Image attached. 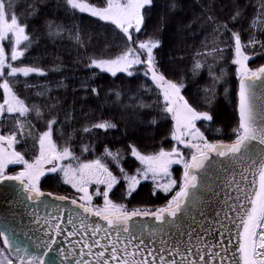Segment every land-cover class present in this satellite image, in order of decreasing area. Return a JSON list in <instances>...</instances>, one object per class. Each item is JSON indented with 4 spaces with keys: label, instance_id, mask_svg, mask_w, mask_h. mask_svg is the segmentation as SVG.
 <instances>
[{
    "label": "snow or ice",
    "instance_id": "snow-or-ice-1",
    "mask_svg": "<svg viewBox=\"0 0 264 264\" xmlns=\"http://www.w3.org/2000/svg\"><path fill=\"white\" fill-rule=\"evenodd\" d=\"M79 14L95 18L97 28L88 31L82 17L77 24ZM169 29L172 52L196 49L199 42L191 76L202 79L206 68L210 77L208 86L187 96V74H168L184 59L165 51L163 37ZM65 38L85 54L91 49L81 62L93 76L71 88L73 97L85 93L71 104L66 96L52 95L67 92L71 77L57 81L55 88L28 84L33 74L47 77L49 70L24 63L42 41L55 46ZM257 49L264 54V0H56L54 5L34 0L23 11L14 0H0V184L16 193L10 204H23L21 195L43 203L41 198L53 193L42 191L41 178L51 174L50 179L80 194L71 200L73 205L99 218L92 223L79 212H69L65 221L59 205L53 207L55 215L39 217L33 212L32 231L39 233L32 241L34 250L6 227L0 230V264H55L46 257L60 236L69 245L58 249L60 264H264V64L249 66ZM44 55L46 49L35 59ZM229 59L239 77L230 132L220 119L216 99L217 85L225 83L220 65ZM62 65L60 61L51 71L63 73ZM97 70L132 79L105 92L91 86ZM141 73L143 82L135 83ZM33 88L39 91L32 93ZM24 91L29 95L22 98ZM102 92L120 103L128 101L125 110L130 116L122 136L129 142L115 151L106 145L102 156L81 161L77 150H95L83 136L119 131L112 120L73 127L88 119L77 115L76 104L99 99ZM224 93L227 96L229 89ZM36 99L40 102H29ZM147 128L153 129L146 136L152 143L145 149L152 151H142L133 142L137 130ZM37 146L38 154L26 158ZM124 152L139 162L134 171L121 163ZM17 165L20 170L11 171L10 166ZM174 165L182 166L179 177L173 175ZM149 181V196L163 192L171 198L155 208H129ZM94 198L102 203H94ZM210 205L217 208L211 219L205 211ZM141 217L151 218L155 226L145 225L136 235L130 225Z\"/></svg>",
    "mask_w": 264,
    "mask_h": 264
},
{
    "label": "trees",
    "instance_id": "trees-1",
    "mask_svg": "<svg viewBox=\"0 0 264 264\" xmlns=\"http://www.w3.org/2000/svg\"><path fill=\"white\" fill-rule=\"evenodd\" d=\"M15 3L20 5V10L23 11L24 7L26 4H31L34 2V0H14ZM43 2V0H42ZM49 4L54 5L56 0H47ZM94 2H97V0H94ZM163 0H161V3ZM194 0H187L188 4H192ZM47 11V10H46ZM63 17V14H61ZM81 17L83 18L84 24H87L88 31H93L94 29L97 28V25L93 23L92 21L95 18H91L88 16V14H79L77 20L75 21L77 24L80 23ZM36 23H39V21H36ZM103 23V22H101ZM102 30V29H101ZM172 33L173 30L170 29V34L168 36V33L166 32L164 34V41H165V51L169 52L171 55L179 57L183 56V62H176L173 64L172 69L173 71H170L168 74L171 75L172 77L176 78L173 75V72H177L180 75H185L187 74V79L185 80V83H190V87L188 89V92H185V95L187 96L189 92H196L197 89H203L204 87L208 86L210 84V77L208 74L207 69L205 68L201 75L202 79L195 78L191 76V68H192V63H193V57H194V51L199 50L198 48V43L197 42V48L196 49H191V48H186L184 52H172ZM144 38V37H141ZM117 44L120 43V41L116 42ZM192 41H188V45H192ZM47 50V55H44L42 60H36L35 58L40 55L41 52L44 50ZM87 54H91V49H89V52ZM82 50L78 51L74 42L65 38L63 41L58 42L55 46H53L50 42L48 41H42L41 48L36 49L31 52V55L28 59L24 60L25 64H34L35 66H41L44 67L45 69L49 70V75L47 77H39L33 74V78L28 79L27 83L32 84V85H45L49 87L55 88V84L57 81L63 80L64 77H71V80L66 81L71 85V87L68 89L67 92H64L61 90L60 92L53 91L52 95H60V96H66L68 99L69 104H71L72 100L79 99L80 97L84 96L85 93L83 92H78L76 93V96L73 97L71 88H78L79 84L77 81L86 79L88 77H92L93 73L86 69L84 67L83 61H86V56ZM114 54V53H109ZM251 55V52L249 53ZM264 61V54L261 53V51H256V55L253 57L252 62H254L256 65ZM60 61H63V68L65 71L63 73H58L55 71H51V69H54ZM211 63L210 59L208 61ZM260 64H264V62H261ZM258 64V66L260 65ZM220 67L225 68V77L224 81L225 83L223 86L217 85L216 91H217V103L221 102V100L229 101L230 104V111L233 113V103L230 102L229 96L232 94V84H233V76L235 72V65H232L230 62V59L227 64H221ZM218 71V69H216ZM97 75L94 77V83L91 85L92 87H103L104 91L106 92L109 88L114 87V86H119L122 83H127L128 80H131L132 78H127L126 74L123 73H118V76L124 78L123 80L121 79H116L115 77H112L109 73H103L99 72L97 70ZM141 79L139 81H136L135 83H142L144 78L142 76V73L140 74ZM24 78L21 77V80ZM224 88L229 89V93L227 96H225L224 93ZM237 88V84H236ZM236 90V89H235ZM32 93L39 91L38 88H33ZM22 98L26 95H29L27 91H24L21 93ZM202 95V93H201ZM147 99V97H146ZM151 99H155V96L153 95ZM236 101H237V94H236ZM30 103H39L40 101L38 99L36 100H30ZM128 103L127 100H125L123 103H120L116 100L114 96H106L104 92L101 93V96L99 99L96 98H90L86 104L84 103H77L76 108H77V115L78 116H84L86 115L88 117L87 120H81L80 123H76L73 125L75 128H80L81 123H88V122H99L101 120H112L113 122L118 124L119 131L117 130H112L108 132L107 134L104 133L103 130H99V132H93L92 136H83L82 140L85 143L92 142L95 145V150L91 153H83L81 154L79 150H77V155L80 157L81 161H86V160H91L95 159L97 157L102 156L104 152V147L107 145L108 147L112 148L113 151H115L117 148L124 149L126 144L129 142L127 140H124L122 133L125 130V123L130 116V113L125 110V105ZM83 108V113H81L79 110ZM218 112H219V107H218ZM220 116V113H219ZM221 118V116H220ZM34 124H36L37 128H41V125L36 123V121H33ZM167 127V125H165ZM70 130V129H69ZM228 130V129H227ZM138 131V139L133 141L137 143V146L141 148L142 151L147 150V151H152V148H147L145 149V145H149L152 143L150 139H146L145 135H141L142 132L149 133L153 131L151 128L143 129V130H137ZM231 131V130H230ZM224 139H227V137H221ZM78 139H81L78 137ZM157 139H159V136H157ZM110 141H120L119 143H109ZM59 143H63V141H58ZM32 141L29 140V144L31 145ZM167 146V145H165ZM18 150H21L20 146H18ZM38 154V146L36 150H31L27 152L26 158L32 159L34 156ZM123 155V160L121 163L123 164L124 167L133 168L136 165L135 158L130 156V153L124 152L122 153ZM104 162L109 164V167L112 168L114 172L118 174V169L114 166V164L111 162L109 158H105ZM75 164V162L73 161ZM15 168V166H10V169ZM15 172V171H14ZM51 188L44 189L45 191H49L53 194L57 195H64V196H71L70 192H68L67 189H64L63 185L58 183L57 181H50L49 178L47 179H42L41 180V188H45V186L49 185ZM151 189V184L145 183V186L140 192V195L137 196L135 199L132 200V203L129 204V208L133 206H139V204L142 202L143 204H148L145 205L144 207H154L158 205V201L163 198L165 200V194L164 196L162 195V192H158L154 196H149L148 193ZM140 199V202L138 201ZM126 202V201H125Z\"/></svg>",
    "mask_w": 264,
    "mask_h": 264
},
{
    "label": "water",
    "instance_id": "water-1",
    "mask_svg": "<svg viewBox=\"0 0 264 264\" xmlns=\"http://www.w3.org/2000/svg\"><path fill=\"white\" fill-rule=\"evenodd\" d=\"M239 90V83H238ZM238 115V113H237ZM8 184L14 182H7ZM48 193V192H45ZM55 196H60L53 194V196L42 197L41 202L28 201L24 199V196L21 195L19 197L20 200H23V204H10L9 201L16 199V193L7 186V184H0V230H4V228H10L15 230L18 235V240L21 244H26L29 246L30 250H34L33 240L35 235L39 234L33 233L32 229L36 226L32 223V213L35 212L37 216L44 217L48 213H52L55 215L53 211V207L55 205H59L63 211L64 220L66 221L69 215V212H72L73 215L77 212L81 214V217L87 216L89 222L96 223L99 222V218L95 216L88 215L83 213L82 209H78L75 205L71 203L72 198L68 197L66 201L54 200ZM45 203H47L48 207H45ZM217 210L215 205H210L205 211L211 219L215 215V211ZM199 219V217H198ZM145 225L154 227L155 225L152 223L151 218H133L131 222V228L136 235H139L138 229L144 227ZM65 225L62 224V227ZM70 229V226H68ZM28 235H25V233ZM145 236L147 238V230L145 229ZM31 237V239H30ZM72 241L78 239L77 237L70 238ZM69 245L65 242L64 236H60L56 240V244L53 246L51 252L46 257V260L49 262H55V264H60V254L58 252L59 248H67ZM42 251V250H41Z\"/></svg>",
    "mask_w": 264,
    "mask_h": 264
},
{
    "label": "rangeland",
    "instance_id": "rangeland-1",
    "mask_svg": "<svg viewBox=\"0 0 264 264\" xmlns=\"http://www.w3.org/2000/svg\"><path fill=\"white\" fill-rule=\"evenodd\" d=\"M168 33V36L170 34V29L169 31L167 32ZM172 36V35H171ZM256 51H259V49H257ZM261 62H264L263 60ZM261 62H259L258 64H260ZM258 64L256 65L254 62H252V60L249 61V66L250 67H257ZM170 78H174L172 77L171 75H169ZM233 84H232V94L229 96L230 98V102L233 103L234 101H236V94H237V91H238V83H239V77L236 75V67H235V72H234V76H233ZM236 84H237V88H236ZM236 89V90H235ZM230 104H229V101H225V100H221V102L219 103V113H220V116H221V120L223 121V123L225 125H227V129L228 131L230 132L231 128H233L235 126V120L233 119V114L231 113L230 111ZM152 133V132H151ZM141 135H145V136H148L149 133H145V132H142ZM139 162H136V165L131 168V170L134 171V169L136 167H139ZM20 170V166L17 165L15 166V168L11 169V171H19ZM182 174V166L180 165H174L173 166V175L176 176V177H179L180 175ZM51 176V174H46L44 177L41 178L42 179H47ZM50 181H57V180H52L49 178ZM58 183L62 184L64 189H67L68 192H70L71 198H75V199H78L79 198V193L77 192L76 189L72 188L71 185L69 184H66V183H63V181H57ZM145 183H149L151 184V182H145ZM51 188L50 184L45 186V188H42V191H45L44 189H47V188ZM90 191H94V188H91ZM163 193V192H162ZM165 193H163L162 195L164 196ZM171 196L170 194H165V200H163V198H161L159 201H158V205L157 206H154L152 208H155V207H159V206H162L164 203H166L167 199H170ZM138 201L140 202V199H138ZM94 203L96 204H99V203H102V201H100L99 199H96L94 198ZM145 205H148V204H143L142 202L139 204V206H133V207H144Z\"/></svg>",
    "mask_w": 264,
    "mask_h": 264
}]
</instances>
